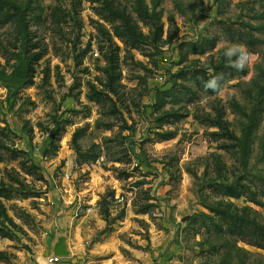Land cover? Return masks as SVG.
I'll use <instances>...</instances> for the list:
<instances>
[{
    "label": "rangeland",
    "instance_id": "1",
    "mask_svg": "<svg viewBox=\"0 0 264 264\" xmlns=\"http://www.w3.org/2000/svg\"><path fill=\"white\" fill-rule=\"evenodd\" d=\"M0 9V264H264V0Z\"/></svg>",
    "mask_w": 264,
    "mask_h": 264
},
{
    "label": "trees",
    "instance_id": "2",
    "mask_svg": "<svg viewBox=\"0 0 264 264\" xmlns=\"http://www.w3.org/2000/svg\"><path fill=\"white\" fill-rule=\"evenodd\" d=\"M9 10L0 9V19L8 18ZM27 69H22L19 67L10 77L14 83H19L20 85H26L28 83Z\"/></svg>",
    "mask_w": 264,
    "mask_h": 264
},
{
    "label": "built area",
    "instance_id": "3",
    "mask_svg": "<svg viewBox=\"0 0 264 264\" xmlns=\"http://www.w3.org/2000/svg\"><path fill=\"white\" fill-rule=\"evenodd\" d=\"M60 261H61L60 257L53 255L49 258L48 263L58 264V263H60Z\"/></svg>",
    "mask_w": 264,
    "mask_h": 264
},
{
    "label": "clouds",
    "instance_id": "4",
    "mask_svg": "<svg viewBox=\"0 0 264 264\" xmlns=\"http://www.w3.org/2000/svg\"><path fill=\"white\" fill-rule=\"evenodd\" d=\"M232 51H233V50H229V53H228V54L231 55V54H232ZM243 59H246V57H243V58H242V60H241V65H240V66H242Z\"/></svg>",
    "mask_w": 264,
    "mask_h": 264
},
{
    "label": "water",
    "instance_id": "5",
    "mask_svg": "<svg viewBox=\"0 0 264 264\" xmlns=\"http://www.w3.org/2000/svg\"><path fill=\"white\" fill-rule=\"evenodd\" d=\"M55 255H58V254H55ZM60 255H61V254H60ZM60 255H59V256H60ZM61 256H62V255H61Z\"/></svg>",
    "mask_w": 264,
    "mask_h": 264
}]
</instances>
